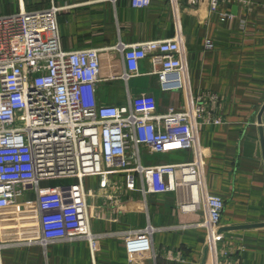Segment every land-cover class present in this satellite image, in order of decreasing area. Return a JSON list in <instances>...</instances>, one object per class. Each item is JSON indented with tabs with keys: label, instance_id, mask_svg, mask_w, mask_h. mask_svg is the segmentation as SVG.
Here are the masks:
<instances>
[{
	"label": "crops",
	"instance_id": "crops-1",
	"mask_svg": "<svg viewBox=\"0 0 264 264\" xmlns=\"http://www.w3.org/2000/svg\"><path fill=\"white\" fill-rule=\"evenodd\" d=\"M221 3L209 11V0H151L134 9L128 0H0V15L42 10L54 2L66 7L57 17L63 51H101V78L97 100L120 106L129 98L150 95L158 113L184 105L181 91L163 92L148 60L140 63V76L120 79L119 43L139 44L169 40L181 35L186 50L188 91L217 96L214 117L220 125H204L198 133L205 190L224 203L219 231L232 227H257L222 232L225 261L264 264V0ZM236 10L232 12V8ZM225 15V16H224ZM229 15L230 17H227ZM210 40L212 50L203 43ZM192 152L142 155L145 166L191 162ZM47 183V182H46ZM44 184V183H42ZM41 184V185H42ZM93 196L87 199L90 232L87 241L28 245L39 237V218L33 186L23 197L0 210L6 229L0 234V264H201L206 247L203 208L182 210L184 191L144 194L136 175L90 177L83 182ZM41 187H49L42 185ZM21 198V196H20ZM152 229L150 249L127 253V233ZM205 264H211L207 252Z\"/></svg>",
	"mask_w": 264,
	"mask_h": 264
},
{
	"label": "built area",
	"instance_id": "built-area-1",
	"mask_svg": "<svg viewBox=\"0 0 264 264\" xmlns=\"http://www.w3.org/2000/svg\"><path fill=\"white\" fill-rule=\"evenodd\" d=\"M114 4L120 0H106ZM145 9L151 0H128ZM176 1V0H173ZM195 3L197 0H187ZM246 0H209L217 13L221 3ZM66 7L51 2L42 10L0 15V210L14 206L21 189L33 186L39 218V237L28 245L87 241L90 232L87 199L93 196L83 182L90 177L136 175L144 194L184 191L182 210L203 208L206 247L211 264L219 260L217 243L224 209L221 198L205 190L198 133L204 125H220L214 117L217 96L188 91L186 50L181 35L133 45L119 43L123 81L140 76V63L163 92L181 91L183 108L158 113L150 95L127 96L120 106L97 100L101 51H63L57 17ZM225 16V15H224ZM230 17L229 15H226ZM212 50L210 40L203 43ZM192 152L191 162L145 166L142 155ZM52 180H72L65 187H41ZM0 220V234L6 229ZM152 229L127 233L130 256L150 249ZM2 245L0 244V248Z\"/></svg>",
	"mask_w": 264,
	"mask_h": 264
},
{
	"label": "rangeland",
	"instance_id": "rangeland-1",
	"mask_svg": "<svg viewBox=\"0 0 264 264\" xmlns=\"http://www.w3.org/2000/svg\"><path fill=\"white\" fill-rule=\"evenodd\" d=\"M61 2H62V0H61ZM72 183H73L72 180H52V181H49V182L44 183L42 185L49 186V187L53 188V187H65V186H68V185H70ZM26 196H28V198H29L30 196H32V192L27 193V194H24L23 193V197L26 198ZM33 196H34V194H33ZM33 196L31 198H33ZM23 197L21 195V198L20 199L22 200ZM222 251H224V249H223L221 243H217V252H218V256H219V260L220 261L223 260V256H222V253L223 252Z\"/></svg>",
	"mask_w": 264,
	"mask_h": 264
},
{
	"label": "water",
	"instance_id": "water-1",
	"mask_svg": "<svg viewBox=\"0 0 264 264\" xmlns=\"http://www.w3.org/2000/svg\"><path fill=\"white\" fill-rule=\"evenodd\" d=\"M235 10H236V7H233L232 8V12H234ZM263 112H264V104L261 107V109L259 111V115L257 117L258 124L261 123V115H262ZM260 141H261L262 150H263L264 149V140H263V137H262V130H261V134H260ZM257 226H260V225H254V226H251V227H257ZM251 227H232V228H229V229H222V230L219 231V234H221L222 232H225V231H229V230H239V229L251 228ZM207 252H208V249H207V247H205V251H204V254H203V260H202L201 264H205V260H206V257H207Z\"/></svg>",
	"mask_w": 264,
	"mask_h": 264
}]
</instances>
